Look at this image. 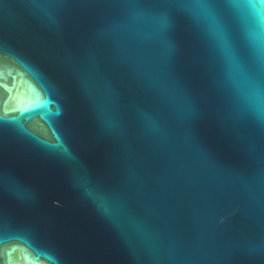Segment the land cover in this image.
I'll return each instance as SVG.
<instances>
[{
    "label": "water",
    "instance_id": "1",
    "mask_svg": "<svg viewBox=\"0 0 264 264\" xmlns=\"http://www.w3.org/2000/svg\"><path fill=\"white\" fill-rule=\"evenodd\" d=\"M0 264H264V0H0Z\"/></svg>",
    "mask_w": 264,
    "mask_h": 264
}]
</instances>
